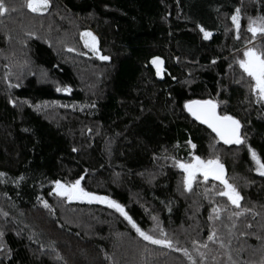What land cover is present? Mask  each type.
<instances>
[{
    "label": "trees",
    "instance_id": "obj_1",
    "mask_svg": "<svg viewBox=\"0 0 264 264\" xmlns=\"http://www.w3.org/2000/svg\"><path fill=\"white\" fill-rule=\"evenodd\" d=\"M46 1L0 0V264H264V174L249 157L264 166V92L241 64L249 47L264 60V0ZM88 28L105 59L85 46ZM197 99L238 121L237 142L190 115ZM193 156L223 178L186 188L177 163ZM57 182L113 198L176 246ZM36 210L59 239L29 226Z\"/></svg>",
    "mask_w": 264,
    "mask_h": 264
},
{
    "label": "rangeland",
    "instance_id": "obj_2",
    "mask_svg": "<svg viewBox=\"0 0 264 264\" xmlns=\"http://www.w3.org/2000/svg\"><path fill=\"white\" fill-rule=\"evenodd\" d=\"M48 5H49L48 1L46 0H29L28 2L29 8L37 12L45 11ZM4 8L5 7H3L2 4H0L1 13L5 11ZM251 31H253L254 33H258L260 32V29L256 25H252ZM81 37L85 46L90 50V52H92L98 58L101 59L106 58L101 55V52L98 47L97 35L95 34L92 28H88L87 30L82 31ZM241 64L244 70L255 78L256 81L255 88L256 90L259 91V95L263 96V89L260 87L258 81L259 78L263 79V75H264V60L261 54L258 51H256L254 48L251 47L246 48L244 50V60L242 61ZM249 157L252 163L254 164L256 172L260 174H264V166L262 165L258 154L252 148L249 150ZM213 162L214 160H204L198 156H193L189 161L188 160L178 161L177 163L178 167L184 172V176H185L184 183L186 188L190 189L199 175H203L204 177L211 176L220 179L223 178L224 172L218 166L213 167L212 166ZM224 184H225L224 194L229 198V200L232 203L236 205L239 204L241 200L240 194L229 184V182L224 180ZM74 186L80 187L79 182L68 185L66 189L62 192H65V194L69 197L72 194ZM80 190L82 192V195H85V198H87V200L106 205L112 208L113 210H115L116 212H118L131 225V227L135 230V232L139 236L143 237L145 240L165 247L176 246V245L174 246L171 240L155 237L149 234L148 232H146L145 230H143L128 214L125 207L116 200H114L113 198L106 195H89L81 187ZM28 217H29L28 223L30 224L29 226L33 228V230H35V232L40 236L41 240H43L45 243L51 242L52 240L54 242L55 240L59 239L58 238L59 235L57 234V231H55V224L53 220L49 216L45 215L43 211L36 210L34 214L31 215L29 214ZM82 247H84L85 250L79 247V244H75L74 247L75 252L77 251V254L82 256L84 260L94 262L97 257L96 252L92 250L88 245L86 246L83 245Z\"/></svg>",
    "mask_w": 264,
    "mask_h": 264
},
{
    "label": "water",
    "instance_id": "obj_3",
    "mask_svg": "<svg viewBox=\"0 0 264 264\" xmlns=\"http://www.w3.org/2000/svg\"><path fill=\"white\" fill-rule=\"evenodd\" d=\"M260 85L264 92V84L260 81ZM187 111L200 123L209 127L226 143H235L239 139L240 125L238 121L231 116H222L219 114L217 105L212 100H192L186 105ZM214 166H219L222 170V165L213 162ZM56 190L64 191L66 186L61 182H57ZM74 188L72 197L74 196Z\"/></svg>",
    "mask_w": 264,
    "mask_h": 264
}]
</instances>
